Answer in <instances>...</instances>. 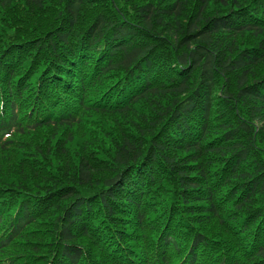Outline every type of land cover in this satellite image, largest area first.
<instances>
[{
    "label": "trees",
    "instance_id": "16d2710c",
    "mask_svg": "<svg viewBox=\"0 0 264 264\" xmlns=\"http://www.w3.org/2000/svg\"><path fill=\"white\" fill-rule=\"evenodd\" d=\"M0 264H264V0H0Z\"/></svg>",
    "mask_w": 264,
    "mask_h": 264
}]
</instances>
